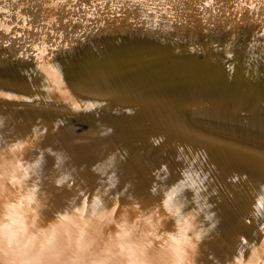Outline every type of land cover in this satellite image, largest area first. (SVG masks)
Here are the masks:
<instances>
[{
	"label": "water",
	"instance_id": "95a60500",
	"mask_svg": "<svg viewBox=\"0 0 264 264\" xmlns=\"http://www.w3.org/2000/svg\"><path fill=\"white\" fill-rule=\"evenodd\" d=\"M251 180L264 0H0V264H252Z\"/></svg>",
	"mask_w": 264,
	"mask_h": 264
},
{
	"label": "bare ground",
	"instance_id": "6f19581e",
	"mask_svg": "<svg viewBox=\"0 0 264 264\" xmlns=\"http://www.w3.org/2000/svg\"><path fill=\"white\" fill-rule=\"evenodd\" d=\"M240 171H243L240 173L239 180H244L247 178H244V174L250 179L253 178V171L250 170L246 171L245 169H241ZM230 178H226L225 181H230ZM252 185L254 188H256L257 196L253 199V201H247L251 202L254 210L255 209H264V207H261L262 205L259 203L261 202V199L264 197V184L261 186L254 185L253 180H251ZM245 190V186H244ZM231 201V199H230ZM235 204V203H234ZM240 208V207H239ZM242 209V208H240ZM240 211H235L232 218L235 230H237V235L239 238V241L244 243L247 250L249 251V259L252 261V264H264V222L262 223V226H255L254 223H258L259 220H264V212H255V215L258 217L252 216V214H246L245 216ZM244 215V216H243ZM255 220V221H254ZM254 221V222H253ZM253 222V223H252ZM249 231L248 235L246 232ZM203 247L207 248L206 243L202 242ZM167 252L166 248H163L160 252H158V255L155 256V259L157 260L159 256L162 254H165ZM165 260V259H164Z\"/></svg>",
	"mask_w": 264,
	"mask_h": 264
}]
</instances>
